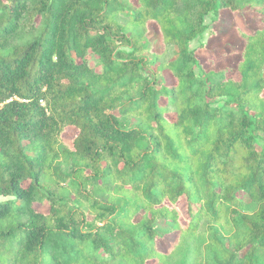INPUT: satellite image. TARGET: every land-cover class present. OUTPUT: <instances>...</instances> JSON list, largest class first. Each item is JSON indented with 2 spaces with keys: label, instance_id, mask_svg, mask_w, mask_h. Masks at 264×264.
I'll return each mask as SVG.
<instances>
[{
  "label": "trees",
  "instance_id": "obj_1",
  "mask_svg": "<svg viewBox=\"0 0 264 264\" xmlns=\"http://www.w3.org/2000/svg\"><path fill=\"white\" fill-rule=\"evenodd\" d=\"M0 195V264H264V0H0Z\"/></svg>",
  "mask_w": 264,
  "mask_h": 264
},
{
  "label": "rangeland",
  "instance_id": "obj_2",
  "mask_svg": "<svg viewBox=\"0 0 264 264\" xmlns=\"http://www.w3.org/2000/svg\"><path fill=\"white\" fill-rule=\"evenodd\" d=\"M217 15L214 21H211L212 14L205 17V22L210 23L213 33H209L208 29L205 30L199 37L190 42V46L195 47L196 55L203 69H226L227 74L237 77L238 74L234 66L240 58L236 52L241 43L238 32L239 30L250 31L260 22L251 20L252 16L249 12H232L227 9H220ZM159 51L161 52L162 48ZM175 55L176 48L169 45L166 51L160 55L159 61L169 60L174 58ZM87 60L90 66L95 69L100 68L98 59L92 52H88ZM74 132V128L67 129L65 132V136L68 138L67 141L70 140L69 136ZM0 199H3L1 195ZM181 200L178 203L179 206L183 205ZM37 206L43 210L47 208L46 203L37 204ZM157 241L160 247H164L167 243V239L163 237H158Z\"/></svg>",
  "mask_w": 264,
  "mask_h": 264
},
{
  "label": "built area",
  "instance_id": "obj_3",
  "mask_svg": "<svg viewBox=\"0 0 264 264\" xmlns=\"http://www.w3.org/2000/svg\"><path fill=\"white\" fill-rule=\"evenodd\" d=\"M40 101H42V100L40 99Z\"/></svg>",
  "mask_w": 264,
  "mask_h": 264
}]
</instances>
